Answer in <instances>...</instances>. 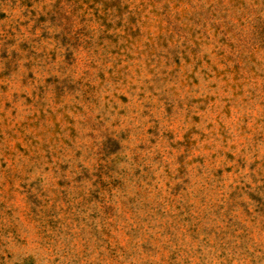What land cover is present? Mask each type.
<instances>
[{"label":"rangeland","instance_id":"rangeland-1","mask_svg":"<svg viewBox=\"0 0 264 264\" xmlns=\"http://www.w3.org/2000/svg\"><path fill=\"white\" fill-rule=\"evenodd\" d=\"M0 264H264V0H0Z\"/></svg>","mask_w":264,"mask_h":264}]
</instances>
